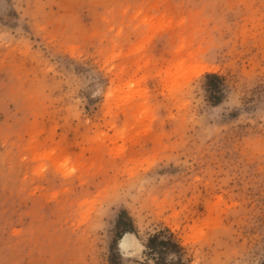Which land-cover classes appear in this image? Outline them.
Returning a JSON list of instances; mask_svg holds the SVG:
<instances>
[{
	"label": "rangeland",
	"instance_id": "374dc122",
	"mask_svg": "<svg viewBox=\"0 0 264 264\" xmlns=\"http://www.w3.org/2000/svg\"><path fill=\"white\" fill-rule=\"evenodd\" d=\"M179 257L264 264V0H0V264Z\"/></svg>",
	"mask_w": 264,
	"mask_h": 264
},
{
	"label": "trees",
	"instance_id": "16d2710c",
	"mask_svg": "<svg viewBox=\"0 0 264 264\" xmlns=\"http://www.w3.org/2000/svg\"><path fill=\"white\" fill-rule=\"evenodd\" d=\"M208 76L220 78L221 76L217 73H209ZM146 246L149 248L151 252L159 250L161 252V247L165 249L170 248H178L179 252L182 249L180 244L174 239V235L170 230L160 231L158 234H155L154 236H151L148 238V241L146 243ZM161 259H163L161 257ZM176 264H188L185 261L182 260V258H178V261Z\"/></svg>",
	"mask_w": 264,
	"mask_h": 264
},
{
	"label": "bare ground",
	"instance_id": "6f19581e",
	"mask_svg": "<svg viewBox=\"0 0 264 264\" xmlns=\"http://www.w3.org/2000/svg\"><path fill=\"white\" fill-rule=\"evenodd\" d=\"M203 70H204V68H203ZM203 70H200L199 69V71H203ZM198 72V71H197ZM132 233L131 232H126L122 237H121V239H120V241H119V246L121 247V248H127L128 246H129V242H130V238L132 237Z\"/></svg>",
	"mask_w": 264,
	"mask_h": 264
}]
</instances>
